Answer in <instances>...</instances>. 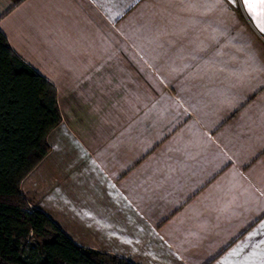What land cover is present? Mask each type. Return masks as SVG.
<instances>
[{"label":"crops","instance_id":"1","mask_svg":"<svg viewBox=\"0 0 264 264\" xmlns=\"http://www.w3.org/2000/svg\"><path fill=\"white\" fill-rule=\"evenodd\" d=\"M61 120L20 189L131 264L264 262V33L240 0H0Z\"/></svg>","mask_w":264,"mask_h":264},{"label":"trees","instance_id":"2","mask_svg":"<svg viewBox=\"0 0 264 264\" xmlns=\"http://www.w3.org/2000/svg\"><path fill=\"white\" fill-rule=\"evenodd\" d=\"M60 120L56 89L0 31V264H131L77 246L22 195L21 181L49 152L46 137Z\"/></svg>","mask_w":264,"mask_h":264},{"label":"snow or ice","instance_id":"3","mask_svg":"<svg viewBox=\"0 0 264 264\" xmlns=\"http://www.w3.org/2000/svg\"><path fill=\"white\" fill-rule=\"evenodd\" d=\"M229 2L235 4L237 0H229ZM240 5L250 16L258 31L264 33V0H240ZM261 232L264 233V226H262ZM261 243H264V241ZM225 264H228V262H225Z\"/></svg>","mask_w":264,"mask_h":264}]
</instances>
